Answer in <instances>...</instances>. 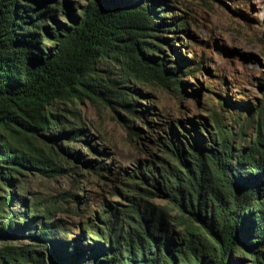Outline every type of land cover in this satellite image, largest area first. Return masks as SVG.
<instances>
[{"label": "trees", "instance_id": "1", "mask_svg": "<svg viewBox=\"0 0 264 264\" xmlns=\"http://www.w3.org/2000/svg\"><path fill=\"white\" fill-rule=\"evenodd\" d=\"M170 2L0 0V239L33 230L24 233L29 242L0 245V264H235L239 255L264 264V100L247 128L235 129L214 109L175 119L155 138L163 155L121 173L129 191L124 203L103 210L83 244L57 237L65 234L52 219L58 200L40 213L16 212L10 202L23 197L4 191L27 172L63 174L61 160L107 171L62 146L81 128L60 125L62 115L49 109L56 99L88 96L141 118L148 106L136 108L129 78L152 74L185 88L181 58L166 34L186 30L188 21ZM162 46L176 66L157 54ZM100 62L116 65L117 73L100 74ZM218 102L226 111L250 107L228 97ZM61 136L70 139L60 143Z\"/></svg>", "mask_w": 264, "mask_h": 264}, {"label": "rangeland", "instance_id": "2", "mask_svg": "<svg viewBox=\"0 0 264 264\" xmlns=\"http://www.w3.org/2000/svg\"><path fill=\"white\" fill-rule=\"evenodd\" d=\"M171 1L174 13L188 21L186 30L174 29L166 34L181 58L178 75L186 82L185 88L180 91L166 86L152 74L140 79L129 78L128 84L137 90L134 92L139 103L136 108L148 106V113L141 114V118L88 96L56 99L49 109L62 115L60 125L81 128L74 142L62 143L69 141L66 136H61L58 142L79 152L80 159L92 157L104 163L107 171L88 168L80 160L71 168L69 161L61 160L63 174L49 177L31 171L18 176L19 181L13 188H3L7 194L16 190L23 197L24 203L10 202L16 212L31 207L34 213H40L47 204L58 200L59 208L52 219L65 234L58 233L57 237L77 238L73 245L85 243L84 237L92 228L99 227L103 210L110 212L114 207H121L129 192L121 173L163 155L155 138L173 125L175 119L206 116L214 109L235 129L247 128L249 119L252 123L256 121L252 111L264 100V0ZM159 49L157 54L167 59L166 66L178 64L169 48ZM99 67L102 75L113 77L117 73L114 64L100 62ZM225 97L234 102H248L249 110L244 106L223 110L218 101ZM128 125L135 126L133 130L139 129L138 135ZM252 129H247L246 138ZM155 202L163 203L161 198ZM32 231L18 232L15 238L2 237L0 245L29 242L25 234ZM238 257L235 264L252 262L250 257Z\"/></svg>", "mask_w": 264, "mask_h": 264}]
</instances>
